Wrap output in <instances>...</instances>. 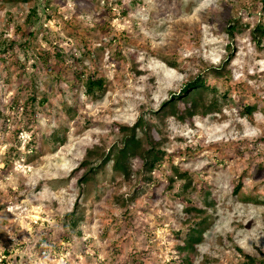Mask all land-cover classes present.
<instances>
[{
    "label": "rangeland",
    "instance_id": "374dc122",
    "mask_svg": "<svg viewBox=\"0 0 264 264\" xmlns=\"http://www.w3.org/2000/svg\"><path fill=\"white\" fill-rule=\"evenodd\" d=\"M263 2L0 0V264H181L194 227L192 264H264ZM227 59L217 79L251 117L230 99L180 104L185 121L157 112ZM94 73L104 90L88 96L78 77ZM140 119L145 149L165 153L152 180L131 159L82 182L87 154Z\"/></svg>",
    "mask_w": 264,
    "mask_h": 264
},
{
    "label": "trees",
    "instance_id": "16d2710c",
    "mask_svg": "<svg viewBox=\"0 0 264 264\" xmlns=\"http://www.w3.org/2000/svg\"><path fill=\"white\" fill-rule=\"evenodd\" d=\"M31 15L34 17L33 22L37 21L36 23L37 25H39L40 29L43 28L42 24H44V22L42 23V18L38 17L39 13L37 8L33 9ZM230 28L233 29V27ZM255 31L261 35H264V24H258L253 30V33ZM29 35L30 37H33L34 31H30ZM27 41L26 43H24V45H28ZM41 56L46 55L42 54ZM56 56L59 57V61L63 60L62 55L57 54ZM47 58L50 59L49 56ZM229 62L230 59H227L221 68L212 69L213 73L216 75L210 78L212 80H208L207 77L201 74L195 79L187 82L178 92L171 94L170 100L166 101L162 108L159 109L157 112H162L165 110L166 113H169L171 115V117L178 118L180 121H185L188 118H192L195 113L190 111V107L185 106L184 109H181L180 104H184L187 106H190L191 104L195 105L196 100L198 99L202 102V104L200 103L199 105V107H201L202 113L210 114V112L215 113V111L220 108V105L226 102V99H230L236 103L243 115L251 117L253 115L254 106L251 104L245 105L243 102L244 97L241 94H237L236 98L231 99V94L233 90H231L230 87L228 88L227 85H224V83L219 82L217 79L220 76L228 75V73H224V71ZM78 78L79 80H85L84 87L85 92L88 96H93L98 92L104 90V79L102 77L97 76L95 73L92 75L83 74L80 75ZM223 90L225 91L223 95H221ZM219 95L221 96V98ZM209 97H211L210 100H208ZM206 100H208L207 103H205ZM32 101L35 102V98H32ZM141 120L142 119H140L138 123L132 128L123 127L124 132L125 130L130 132H126L121 141V145L118 146L116 150H110L108 153L103 154L101 156H99L98 152H96L95 150L90 151L87 154L84 166H88L89 171L82 178V182H87L89 176H94L98 172V170H100L102 167L106 166L110 162H114L115 167L118 170L126 172L130 168L131 159H140L142 162L141 169L144 172V181L148 182L152 180L150 176L164 162L165 153L154 146H152L149 150L145 149L143 141L138 135V130L144 129ZM94 156L99 158V163H97L96 165H94V162L90 161L91 158H93ZM179 174L180 176H185V173ZM198 224H202V222L200 221V223H197V226ZM186 236L187 246L182 247L180 249L182 250L181 264H192V252L195 246L198 245L202 239V231L199 230V228L194 227L193 229H188V231L186 232ZM254 262L255 260L249 257L248 263L253 264Z\"/></svg>",
    "mask_w": 264,
    "mask_h": 264
}]
</instances>
